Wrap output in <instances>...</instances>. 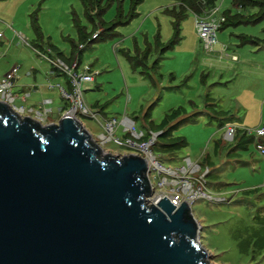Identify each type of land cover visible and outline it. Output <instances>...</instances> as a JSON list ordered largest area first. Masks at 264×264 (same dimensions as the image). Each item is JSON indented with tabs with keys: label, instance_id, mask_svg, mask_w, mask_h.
Wrapping results in <instances>:
<instances>
[{
	"label": "rangeland",
	"instance_id": "obj_1",
	"mask_svg": "<svg viewBox=\"0 0 264 264\" xmlns=\"http://www.w3.org/2000/svg\"><path fill=\"white\" fill-rule=\"evenodd\" d=\"M94 4L92 13L100 11L93 21L82 0H0V100L20 117L43 124L58 123L62 115L73 112L103 155L151 153L155 163L149 162V176L155 189L148 201L158 195L172 199L178 190L183 196L175 202L179 205L195 194L190 204L199 231L203 225L198 239L208 252L206 263L264 264V152L257 146H264V133H258L264 128V5L239 6L234 0H103L101 6L96 0ZM213 6L216 14L230 20L218 29L216 40L208 43L202 38L209 49L218 41L215 51H209L198 34L196 17L202 23L203 17L215 14ZM104 29L101 36L99 30ZM242 36L258 42H244ZM219 41L232 44L226 53L249 46L252 89L262 94L238 112L244 120L235 122L237 132L245 131L251 139L236 150L237 139L225 137L226 131L236 133H229L234 126L227 128L212 115L193 114L206 107L211 110L212 103L211 108L223 105L224 115L236 113L237 102L231 98L247 85L221 74L218 63H224L219 60L227 57L216 56ZM87 72L92 79L85 76ZM80 88L92 109L104 104L105 117L99 116L104 123L96 110L85 112L83 106L72 110L76 106L71 96ZM176 108L193 114L192 120L170 126L173 118L166 120V115ZM115 118L119 124L112 133L109 122ZM175 134L188 142L176 161ZM151 139L150 149L142 150L140 143ZM187 156L201 167H194ZM195 174L204 177L193 184ZM187 181L190 185L185 187ZM208 193L211 196H203Z\"/></svg>",
	"mask_w": 264,
	"mask_h": 264
},
{
	"label": "water",
	"instance_id": "obj_2",
	"mask_svg": "<svg viewBox=\"0 0 264 264\" xmlns=\"http://www.w3.org/2000/svg\"><path fill=\"white\" fill-rule=\"evenodd\" d=\"M102 153L72 113L0 100V264H208L190 201L149 203L148 158Z\"/></svg>",
	"mask_w": 264,
	"mask_h": 264
},
{
	"label": "crops",
	"instance_id": "obj_3",
	"mask_svg": "<svg viewBox=\"0 0 264 264\" xmlns=\"http://www.w3.org/2000/svg\"><path fill=\"white\" fill-rule=\"evenodd\" d=\"M253 5H257V4H253ZM259 6V5H258ZM229 23V21H227V24ZM226 25V23H224V26ZM79 27H78V29H80V31H79V33H81V31H82V26H80V25H78ZM223 26V27H224ZM99 31H101V30H99ZM199 34V33H198ZM97 36H99V35H97ZM97 36H95V37H91V39H89V41H93ZM246 36V35H245ZM243 38V40H244V42H252V43H255V42H258V41H255V40H251L249 37H244V36H242ZM81 39H84V38H81ZM99 39V38H98ZM181 39V38H180ZM202 39V38H201ZM223 40H225V39H223ZM202 41L204 42V45H205V47L204 48H206L207 50H209V51H215V44L218 42H215L214 43V48H211V49H209L208 47H207V45H206V43H205V41L202 39ZM201 41V42H202ZM202 42V43H203ZM220 43V45H219V48L220 49H218V50H216V53H218V54H216V56L218 57V58H221V59H224L225 58V55H226V57H227V59H226V61H222V60H219V62H221V63H224V64H219L218 63V65L222 68V72H221V74L222 75H225V74H227L228 76H231L232 78H233V83H235V82H237V83H247V85H245L240 91H237V92H235V94H234V96L231 98L232 100L235 98L236 99V102H237V106L235 107V112L237 113H232L231 115H228L229 113H227V115H224V114H226V113H224V112H221V111H224V110H226V109H223V105H221V107L222 108H220V107H216V108H211L213 105H215L214 103H212V104H210L209 105V107H210V109L211 110H209V108H205V109H202L201 111L199 110V111H197V112H194L193 114L194 115H196V114H204V115H208V116H214L215 118H217V119H219L220 120V122H221V125H225V126H227V128H228V126H234L235 128H236V133L235 134H232V135H229V134H227V131H226V134H225V137L227 138V139H237V143H236V146H235V149H233V150H236L237 148H241V147H243L250 139H251V136H249L245 131L244 132H240V133H238L237 131H238V127L235 125V122H237V120H240V121H242V120H244L243 118H241L239 115H238V112H239V110L240 109H242L245 105L248 107V106H252L253 104H252V101L254 100V101H259L260 99H261V97H262V94H260V93H256L253 89H252V80L250 79L251 78V76H252V73H253V69L251 68V67H249V66H247V62H248V59H249V57H248V54H247V51H248V48H249V46H247V48H234L233 49V51H231L230 53H226L225 52V49H228V48H230V46L232 45V44H229V43H226V42H224V41H219ZM84 46L82 47V48H80V53L81 52H83L84 51ZM202 47H201V45H199V47H198V51L201 49ZM61 55V54H60ZM59 55V56H60ZM62 56V55H61ZM60 56V57H61ZM230 56H231V62H229V58H230ZM63 57V56H62ZM216 57V58H217ZM64 58V57H63ZM71 59V58H70ZM82 61V60H81ZM70 62V61H69ZM69 62H67V63H69ZM82 66V65H81ZM91 67V66H90ZM242 68H245V69H242ZM84 71H87V69L86 68H84L83 69V72ZM95 75V74H94ZM95 80H94V82H96V80H97V77L95 76V78H94ZM68 83V82H67ZM51 88H56V85L54 86V87H52L51 86ZM83 95H84V97H85V93H83ZM86 99V98H85ZM49 100H52L51 98H49ZM53 101V100H52ZM49 101H47V103H48ZM86 103H88V101L86 100ZM89 104V103H88ZM104 105V104H103ZM103 105H101V104H99V108H97V109H92L93 108V106L91 105V104H89V106L91 107V109L92 110H96L97 112H98V116H97V119L98 120H100L102 123H104L103 121H104V119H100L99 118V116L101 115V116H103V117H105L104 116V109H105V107L103 106ZM99 109H101L100 110V112L98 111ZM176 109H178V108H176ZM145 114H148V112H146ZM193 114H191V115H186L185 114V112L183 111H181V114H179V115H177V116H175V117H173V113H172V110L169 112V113H167V115H166V120H168L169 119V117L170 118H173V121L170 123V126L172 125V124H174V123H176V122H178V121H182L183 123L184 122H186V121H188V120H192V118H193ZM193 115V116H192ZM247 115V114H246ZM126 118V117H125ZM128 118H130V120L131 121H133V125H134V123H135V120L132 118V117H128ZM107 120V119H106ZM194 120H197V119H194ZM170 122V121H169ZM182 123V124H183ZM250 132H252V131H255V130H253V129H251V130H249ZM139 134H145V132H142V133H139ZM255 137L256 138H258V137H260V136H258V134L255 132ZM254 137V136H253ZM254 137V138H255ZM175 138H179L178 140H183L184 141V143H185V145L183 146V147H181L179 150H177V152H178V156L177 157H175V161L179 158V154H180V152H182V150L184 149V148H186L187 147V145H188V142H187V140H186V138L183 136V135H179V134H175ZM253 138V139H254ZM209 143H210V141H209ZM187 158H188V161L190 162V163H193V166L194 167H201V164L198 162V161H196V162H194V161H192V158L190 157V156H187ZM207 167H209V165H207L206 166V168ZM210 169V168H209ZM171 171H173L174 172V170H171ZM201 177H204L203 175H197V174H195L194 175V177H193V179L195 180H193L194 182H193V184L195 183V182H200V181H198L197 179H201ZM173 182H174V180H173ZM191 182V181H190ZM208 184V181L205 179V185H206V188H208V186H210V184L209 185H207ZM196 185V184H195ZM204 195H208V196H211L209 193L208 194H203V196ZM200 198H202V195L199 193V195H198ZM199 198V199H200ZM219 200L221 199V198H218ZM221 200H224V199H221ZM202 229H203V225H202Z\"/></svg>",
	"mask_w": 264,
	"mask_h": 264
},
{
	"label": "built area",
	"instance_id": "obj_4",
	"mask_svg": "<svg viewBox=\"0 0 264 264\" xmlns=\"http://www.w3.org/2000/svg\"><path fill=\"white\" fill-rule=\"evenodd\" d=\"M198 17H196V26H197V28H199V31L198 32H199L200 37L203 38V39H205L208 43L216 40V37H217L216 34H217V31H218V28H219L220 24L223 22L222 20H223L224 17H217L214 14L211 15V16H205V17L202 18L203 19V22L202 23L200 22V20L198 19ZM199 22H200V24H199ZM85 76L87 78H91V79L93 78V75L91 74V72L90 73L87 72ZM1 82H3L2 84L6 83L4 79H2ZM5 87H6V84H4V86H3V93H2L3 95L6 94L5 93ZM83 92H84L83 88L82 89L80 88V89H78V91H75L74 90L72 96L70 95L73 98V101H74L73 104L76 106L75 108L72 109L74 112H77V109H78L77 107H79V106H83L84 107L83 109L84 110H87L85 112H88L89 111V108L91 109V107L90 106L88 107V105L84 101ZM71 113H73V112H71ZM96 117H97V115H96ZM107 121H109V120H107ZM115 124H116V129H117L118 124H119V121L117 120V118H115L114 121L109 122V129L111 130L112 133H113V129H114ZM233 130L235 131V128L234 127H232L229 130V133H232ZM260 132L264 133V128H259L258 129V133H260ZM262 133H260V134H262ZM229 135H232V134H229ZM129 140L131 141V139H129ZM135 141H134V143H136ZM151 141H152V139L150 141L141 142L139 146L142 148V150H144V149L145 150H149L150 149L149 148L150 147L149 145H150V142ZM257 146H258V149L259 150H261L262 152H264V146L262 144L258 143ZM147 155L148 156H151L152 154L149 153ZM148 159H149L150 164H151V162L152 163L153 162L155 163V160L154 161L150 160V157H148ZM187 184L190 185L189 181L185 182V185L184 186L187 187ZM188 188L190 189V186ZM189 189H188V191H189ZM194 195L195 194L192 193L189 196V199L188 200L189 201H193V199L195 197ZM172 197H173L172 198L173 201L174 202H177V204H178L179 201H181V198H183L182 193L180 191H178V190L175 191V194L172 195Z\"/></svg>",
	"mask_w": 264,
	"mask_h": 264
},
{
	"label": "trees",
	"instance_id": "obj_5",
	"mask_svg": "<svg viewBox=\"0 0 264 264\" xmlns=\"http://www.w3.org/2000/svg\"><path fill=\"white\" fill-rule=\"evenodd\" d=\"M83 2H84V5H85V7H86V10H87V14H88V16L94 21V19H95V13H97V12H99L100 11V9H97L94 13H92V10H94V8H96V6H95V4H94V2L96 1V0H82ZM102 1L103 0H99V2H100V5L99 6H101V3H102ZM135 1V3H138L139 1H141V0H134ZM213 2V0H209V3H212ZM234 3L236 4V5H239V6H246V5H248V4H259V5H264V2H260L259 0H234ZM213 9H214V12H215V14L214 15H216L217 17H224L223 18V22L220 24V26H219V28L218 29H220L221 27H223L224 26V23H226L227 21H229L230 20V17H228V15H218V14H216L217 12H218V10L215 8V6H213L212 7ZM228 17V18H227ZM79 27V26H78ZM80 28V27H79ZM109 29V28H108ZM79 31H80V29H78ZM105 29L104 30H102V31H100V35L101 36H103V35H105ZM106 31H107V29H106ZM111 32H108V34H110ZM172 113H173V117H175V116H177V115H179V114H181V110L178 108V109H173L172 110ZM181 121V120H180ZM180 121H178V123H182V122H180ZM173 125V124H172ZM179 138H175V141H173L172 142V145H173V149L176 151V150H179L181 147H183L184 145H185V143H184V141L183 140H178ZM169 143V142H168Z\"/></svg>",
	"mask_w": 264,
	"mask_h": 264
},
{
	"label": "bare ground",
	"instance_id": "obj_6",
	"mask_svg": "<svg viewBox=\"0 0 264 264\" xmlns=\"http://www.w3.org/2000/svg\"><path fill=\"white\" fill-rule=\"evenodd\" d=\"M150 157V159H154V156L153 155H151V156H149ZM154 161V160H153ZM160 195H158L156 198H154V200L152 201L150 198H149V200H151L152 202H154V203H157L158 202V200H159V197Z\"/></svg>",
	"mask_w": 264,
	"mask_h": 264
}]
</instances>
